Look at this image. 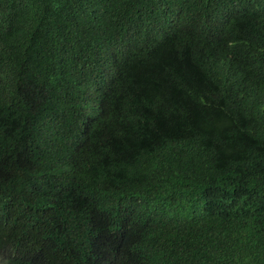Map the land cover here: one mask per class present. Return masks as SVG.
<instances>
[{
  "label": "trees",
  "instance_id": "1",
  "mask_svg": "<svg viewBox=\"0 0 264 264\" xmlns=\"http://www.w3.org/2000/svg\"><path fill=\"white\" fill-rule=\"evenodd\" d=\"M264 264V0H0L7 264Z\"/></svg>",
  "mask_w": 264,
  "mask_h": 264
},
{
  "label": "clouds",
  "instance_id": "2",
  "mask_svg": "<svg viewBox=\"0 0 264 264\" xmlns=\"http://www.w3.org/2000/svg\"><path fill=\"white\" fill-rule=\"evenodd\" d=\"M0 263L1 264H7V262L6 261H4L3 259H2V257H0ZM89 264H117L116 263V261H115V259H103V257L102 256H96V257H94V258H92L91 260H90V262H89Z\"/></svg>",
  "mask_w": 264,
  "mask_h": 264
},
{
  "label": "rangeland",
  "instance_id": "3",
  "mask_svg": "<svg viewBox=\"0 0 264 264\" xmlns=\"http://www.w3.org/2000/svg\"><path fill=\"white\" fill-rule=\"evenodd\" d=\"M1 264V263H0Z\"/></svg>",
  "mask_w": 264,
  "mask_h": 264
}]
</instances>
